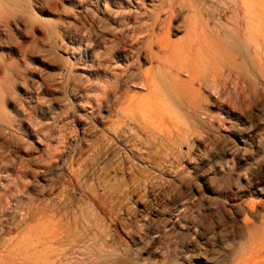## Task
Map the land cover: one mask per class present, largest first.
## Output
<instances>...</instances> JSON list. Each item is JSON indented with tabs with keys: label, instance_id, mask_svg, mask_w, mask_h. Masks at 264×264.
Wrapping results in <instances>:
<instances>
[{
	"label": "bare ground",
	"instance_id": "obj_1",
	"mask_svg": "<svg viewBox=\"0 0 264 264\" xmlns=\"http://www.w3.org/2000/svg\"><path fill=\"white\" fill-rule=\"evenodd\" d=\"M12 1L17 3L19 0ZM112 1L113 0H79L74 3L77 11L74 19L79 26L74 35L78 37V41H92L93 38L98 37L102 33H108L111 36L108 37V42L111 46H114V55L112 54L111 58L116 55L125 63L127 62V65L125 64L124 67L121 66L120 69L113 70L109 67L112 71L108 72L106 70L108 68H105L103 65H108L104 58V63H99L95 71H89L90 74L93 73L95 76L94 79L96 78V81L99 83L88 88L99 91L100 95L93 99L87 98V101H90V103L92 102V107H90V109H94L93 111H95L92 112V116L96 118L95 121L103 124V128L101 129L102 134L98 132L102 136L100 135L101 137L97 138V141H94V136V142L88 151L89 154L87 156L83 154L75 163L73 159L69 161L67 157H63L64 155L62 156L61 153H56V151V154L52 157L55 160L54 164L61 163L62 165L65 164L68 166H66V168H68L67 177L69 181L67 183H70L69 185H72L74 182V185L77 183V185L81 186V184H84L86 186H84L85 189L87 188L86 190H88L93 197L87 195L85 198L88 202H92L91 205L93 209L92 211L90 209V212L86 209L87 212H85L78 206L80 202L76 201L77 205H74L73 201L69 198L61 199L57 198L58 196L55 199L50 198L40 202L28 198L27 208H18L21 209V216L17 223L40 221L43 218H51L56 215L62 219L60 225H63L62 232L55 240V244L60 246L55 255L51 259L33 264H128V251L131 252L130 256L134 257V259H141L143 258L142 251L144 246H150L153 240L158 237H155L156 235H163L170 231L171 228L168 229V226L162 224V227L156 222H153L150 227L146 229H142L143 227H132L133 225L131 226V223L127 225L122 219L121 206L115 204L110 205L107 200L108 196H112V193L108 190V184H110L111 181L117 180L118 177L121 178L125 172V167L123 168L124 171H122V167L120 169L112 168V164H114V161L117 159L116 155L119 146L122 147V150L126 149L128 152L130 151V153H133L137 147V144H130L132 140L130 143L124 141L123 136L125 131L121 124L126 122L137 124L139 116L143 115L149 107L154 106L161 108L164 115H168L171 119L176 120V123L166 132V137H164V139L172 145V148L177 150L178 148L181 150L182 147H184L183 145L189 142L188 139L192 135H209L212 132L222 130V125L219 121V116L222 113L230 117H236L243 123L245 121L247 123L250 122L248 128L243 127L245 132L248 131L246 135L240 138V142H242L243 146L240 145L236 148L229 147L222 150L225 158L230 154L231 163L227 162L228 160L226 161L225 169L222 168V171L220 170L221 174H218L219 178L212 181L213 186L210 192H212L217 199L232 202L233 205L230 203L232 207L225 210V213L227 211L231 213V219L235 220L239 212L244 213L241 231L242 233L243 231H247L252 242L258 241V235L250 232L253 222L250 221L249 216H253L254 211L250 210V205L245 201V198L248 194H259L257 191L262 192L263 188L260 187L264 186V174L255 171V167H258L259 170H264V157H262L264 154V133L256 132V124L253 119L251 120L252 117L255 119V117L258 116L257 118L260 122L262 121L264 123V0H151L153 4L149 10L152 9L150 13L152 22L151 25L142 26L140 29L141 32L138 34V36L141 37L134 39L135 45H140L137 49L134 43L130 48L124 44L119 45V38L122 37L125 32L126 34L130 33L131 36L132 33L134 34L136 32L135 27H130V20L132 19V22H134L133 24H137V20H139L138 9H140V6L137 5L133 13L126 14L122 11V13H117L116 11V13H114ZM132 1L135 2L138 0H126V3L120 0L119 6L122 8V6L126 4L131 7ZM4 3L5 0H0V142L3 137L8 141L0 143V170H9L10 167L7 163L8 147L10 140H12L17 133L18 122L13 116V113L7 110V105L8 103L10 105L15 100L14 91L17 88L22 91L21 97L26 100L25 103L28 104L29 101L32 102L34 95L39 96V92L44 90L42 85L44 80L41 78L40 80H30L28 78L34 73V69L29 67L31 63L30 54L25 51L22 45L23 40L27 37L28 20H25L16 13L7 11ZM70 3H72V1ZM88 3H90V6ZM101 3H104L103 7H101ZM34 12H36V10ZM179 16L180 18L181 16L183 17V23L173 24L172 22ZM29 19L32 18L29 17ZM114 25H117L120 29L115 28ZM111 27H113L115 31H113ZM156 30H158V32ZM15 31L20 33V39H15L13 37ZM155 32H157V34ZM35 34L37 35V33ZM144 34H146L145 37L142 36ZM133 36H135V34ZM171 36L177 37V39L173 41ZM131 42H133L132 39ZM154 47L157 48L156 52L153 50ZM34 55L36 57L34 61L36 63L38 62V64L44 63L49 58L43 46H39L34 52ZM99 57L100 56H98V58ZM134 57L138 60V68L137 66H133L135 61L132 60H134ZM140 59L144 61L148 59L151 66L147 69H143L144 65H140ZM81 61H83V59ZM117 62H119V60L116 61V66ZM146 64L148 63L146 62ZM101 66L105 68L102 69L104 74H106L103 81L100 80ZM65 70H63V72ZM82 71L87 72L86 69H82ZM36 77H38V75ZM84 78H86V76ZM46 82L48 83V81ZM132 87L142 91L125 98L128 105L124 108H120L119 106L122 100L119 95L122 93L126 95L127 92L132 90ZM124 88L125 92H122ZM85 89L86 90L83 92L87 91V87ZM81 91L82 90H80V93ZM88 95H90V93ZM45 104L47 106V103ZM102 111L108 112L109 114L107 113L106 115L109 116L104 117ZM57 112L58 111H56V113ZM28 117L29 116L24 113V119L28 121ZM39 121L41 123L40 119ZM21 124L23 125V120L20 121V125ZM48 129L47 131H49ZM92 130L90 126L88 128L85 127V135L87 134L89 136L91 132H93ZM93 133H95V130ZM135 133L136 132H134V135ZM61 134L60 136H62ZM50 136L51 135H49L48 139H50ZM63 138L62 136V141ZM56 139L58 141V138ZM140 140L141 138L139 141ZM84 142L87 141L84 140ZM87 143L86 145H88ZM118 143H120L119 146ZM222 143H224V141ZM148 144L150 149L151 143L149 142ZM141 145L142 141L139 142V146ZM153 147L152 145L151 150ZM185 148H187V146H185ZM68 150L70 151V148ZM80 151L81 147L79 152L77 151L78 154L76 153L77 156L80 154ZM85 151L84 149V152ZM158 151L159 150H157V152ZM155 152L156 151L152 152V154H155ZM62 153L64 154V152ZM133 155L139 161H144V157L141 153ZM48 157L49 156H47V158ZM147 159L148 158H146V160ZM128 160L130 161V159ZM121 161L123 162V160ZM156 161H150L152 168H156L154 164ZM18 162L15 166L21 171L24 167L19 166L20 163ZM69 162L70 164H67ZM75 165L78 166L77 169H74ZM117 168H119L118 165ZM59 169L62 171V168L59 167ZM148 169L150 168L148 167ZM141 170L142 169H140V173L142 172ZM138 171L137 169V172ZM62 172H60L61 175L64 173ZM148 172L149 171L146 173L148 174ZM46 173H48V171ZM23 174L29 175V170H24ZM57 174L59 173L57 172ZM57 174L55 173V175ZM129 174L128 176L132 175V173L131 175ZM63 175L61 177H63ZM91 175L98 176V180H101V184L100 186L98 184V187L103 189V195H99L98 188H94V185H91L88 181V177L91 179ZM145 175L146 174H144V176ZM152 177L153 176H151V178ZM55 181H57L56 184L59 183L58 179L54 180V182ZM146 183L148 184L149 182L146 181ZM122 184L120 182L121 186ZM132 187H135L134 184ZM121 189L118 187V190ZM123 190H125V188H123ZM134 190L136 191V189ZM74 191L75 189H73V192ZM116 191L113 196H116V194L119 196L124 194L122 191ZM127 193L129 194V192ZM41 194L40 197L42 196ZM184 200L185 199L181 198L178 202L183 204L185 202ZM202 201V203L208 201V196L203 197ZM120 203L122 202L120 201ZM122 205H124V202ZM70 207H72V210H69ZM88 207L89 206H87V208ZM128 209L130 210V207ZM131 211L132 209L130 212ZM218 211L223 212L224 210L221 211L219 209ZM19 213L20 211L18 214ZM135 213L136 212H134V214ZM220 215L222 216L223 214L220 213ZM222 220L224 223L223 217ZM14 221L12 220L11 222L13 223ZM142 221H144V219H142ZM228 221L230 220L228 219ZM134 222L132 221V223ZM175 222H177V220ZM149 223L150 222H148V224ZM227 224L228 223H226V225ZM135 225H137V222ZM227 227H229V224ZM178 228L182 230V224H178ZM10 236L11 235H9V237ZM13 237L16 236L13 235ZM1 243H3V241ZM29 244L30 236L28 233L21 231L13 244H9L10 246L6 247L4 251H1V264H4V261L7 259H12L13 255L16 256L18 252L23 251Z\"/></svg>",
	"mask_w": 264,
	"mask_h": 264
},
{
	"label": "rangeland",
	"instance_id": "obj_2",
	"mask_svg": "<svg viewBox=\"0 0 264 264\" xmlns=\"http://www.w3.org/2000/svg\"><path fill=\"white\" fill-rule=\"evenodd\" d=\"M71 1L72 3H70ZM76 1L79 0H19L17 3L12 0H5L4 3L7 11L16 13L25 20H28L29 23L27 29V37L24 39L25 41L23 40L22 44L25 51L30 54L31 63L29 64V67L31 69H34L33 75H30L28 78L30 80H40V78L44 80V83L42 84L44 90H41L39 92V96L34 95V99L32 100V102L29 101L28 104L25 103L26 100L21 97L22 91L17 88L14 91L15 100L13 101V103H11L10 105L9 103L8 105L6 104L8 107L7 110L13 113V116L17 119V128L19 130L17 129V133L14 135L13 139L10 140L9 147L7 146L9 151L7 156V163L10 168L9 170H0V260L2 254L1 251H4L6 247L13 244L21 231L28 233V235L30 236V244L27 248L23 249V251L18 252L16 256L13 255V260H5L4 264H33L37 262H43L47 259H51L55 255L56 251L60 248V246L55 244L57 236L63 230V225H60L62 219L59 216L57 217L56 215H54L51 218H43L40 221L36 220L17 223L20 220L19 217L21 216V209L18 208L23 207L24 209L25 207L26 209L29 199L40 202L46 201L50 198L55 199L58 196L57 198L61 199L69 198L73 201L74 205H77V202H80L78 203V206L85 212H87V210L88 212H90L89 210L91 209L92 211L93 209L91 205L92 202H88L85 198V196L87 195L93 197V195L89 193L88 190H86L87 188L85 189L86 186L84 184H81L80 186L77 185V183L76 185H74V182L72 183V185H69L70 183H67L69 181L67 177V165H62L61 163H56L57 165L54 164L55 160L52 157L56 153H61L62 156L64 155L63 157H67L69 161L73 159L75 163V161L79 157L83 156V154L84 156H87L89 154L88 151L92 143L94 141H97V138H100L102 136L101 129L103 128V124L95 121L96 118L92 116V112H95L93 111L94 109H90V107H92V102L90 103V101H87V98L93 99L100 95L99 91L88 88L99 83L96 81V78L94 79L95 76L93 75V73L90 74L89 71H95L99 63H104V58L106 64L108 65H103L105 68H108L106 69L108 72L112 71L111 69L114 70L120 69L121 66L124 67L125 64L127 65V62L125 63L116 55L111 58L112 54L114 55V46H111L108 42V37H111L108 33H102L98 37L93 38L92 41H78V37L74 35L76 34L77 27H79L77 21L74 19L77 13L74 5ZM123 1H125L126 3V0ZM113 2L116 4H114ZM119 3L120 0L112 1V4L115 5H112L114 13H133L136 10L135 7L137 5L140 6V9H138L139 20H137V24H133L134 22H132V19L130 20V27L136 28V32L134 33L135 36H133L134 34L132 33V31V36L130 33L126 34L125 32L124 35L119 38L120 41L118 40L119 45L124 44L127 45L128 48L132 47L134 43V46L137 49L140 47V45L136 46L134 39L139 37L138 34L141 32L140 29L142 28V26L151 25L152 20L150 18V13L152 12V9H149L152 7L153 3L151 0H138L135 2L132 1L131 7L125 4L122 6V8L121 6H119ZM88 5L90 6V3H88ZM103 6L104 3H101V7ZM35 10L36 12H34ZM29 17H31L32 19H29ZM172 23L182 24L183 17L181 16L180 18L179 16ZM114 27L120 29L117 25H114ZM111 28L113 31H115L113 27ZM156 31L158 32V30ZM157 32L155 33L157 34ZM35 33H37V35ZM19 34L20 33L18 31H15L13 37L15 39H20L21 35ZM142 36L145 37L146 34ZM131 39L133 40V42H131ZM171 39L175 41L177 37L171 36ZM39 46H43V49L46 50V54L49 57L48 60H46L42 64H38V62L36 63L34 61V58H36L34 52ZM153 50L156 52L157 48L154 47ZM98 56H100L101 58H98ZM82 59L83 61H81ZM117 59L119 60V62H117L116 66V61H118ZM132 61H135L133 66H137L138 68L139 65L137 63V58L134 57V60ZM146 62L148 64H146ZM139 63L141 66H145V68L143 66V69H147L151 66L148 59L147 61L140 59ZM104 67L101 66L100 68L102 69ZM82 69H86L87 72L82 71ZM63 70L65 71L63 72ZM100 73V80L103 81L106 74H104L103 69L100 71ZM37 75L38 77H36ZM85 76L86 78H84ZM48 79L50 80V82ZM46 81H48V83ZM53 81L55 82V84ZM86 87L87 91L83 92L86 90ZM80 90H82L81 93ZM140 91L142 90L132 87V90L126 93V95L128 94L127 96L123 93V95H119L122 100L119 107L124 108L125 106H127L128 102L125 98H127L128 96H133ZM122 92H125V88L122 90ZM89 93L90 95H88ZM45 103H47V106ZM36 107L38 108V110ZM56 111L58 112L56 113ZM24 113L29 116L28 121L24 119ZM107 113L108 112L102 111L104 117L109 116L106 115ZM257 117H255V119L254 117L251 118V120L253 119L256 124V132L264 133V123L262 121L260 122ZM39 119L41 120V123ZM219 119L220 124L222 125V130L212 132L209 135H192L188 139L189 142L183 145L184 147H182L181 150L180 148H178V150L172 148V145L169 144L166 139H164V137H166V132L171 129L174 123H176V120L171 119L168 115H164L161 108H158L157 106L149 107L143 115L139 116L137 124H132L131 122L121 124L125 131V137L123 136L124 141L130 143V141L132 140V143L130 144H137V147L135 148L133 153H130V151L128 152V150L126 149L122 150V147L119 146L120 143H118L119 148L117 146V159H114V164H112L114 167L112 166V168L120 169L122 167V171H124L125 169V172L123 173V176L119 175L122 177H118V181L114 180L111 181L110 184H108V190L112 193V196L116 190L120 192L122 191V193L124 194L119 196L115 193L116 196H108V203L110 205L115 204L121 206L123 216L122 219L127 225L131 223L130 225H133L132 227H143L142 229H146L147 227H150L153 222H156L157 224H159V226L161 225L163 227L164 225L168 226V229L171 228L170 231L163 235H156L155 237H158L153 240L150 246L143 247V258L134 259V257L130 256L131 252L128 251V264H264V186L260 187L263 188L262 192L257 191V193L259 194H251L253 196L248 194V196H246L245 198V201L250 205V210L254 211V215L249 217L250 221L253 222V226L251 227L250 232L257 234V237L259 238L256 242H252L250 240V235L247 231H243V233L241 231L244 213L239 212L236 215L235 220L231 219V213H229V211L225 213V210H228L230 207H232V202L217 199L212 194V192H210L213 186L212 181L219 178L218 174L220 173V170L222 171V168L225 167L226 161H231L229 156L230 154L225 158L222 150L229 147L236 148L240 145L243 146L242 142H240V138L246 135V132L248 131L245 132L244 128H248L250 123H247L246 121L243 123L236 117H230L225 113L220 114ZM22 120L23 125H20V121ZM89 126L93 129V132L95 130V133L91 132V134L88 136L87 134L85 135L84 129L85 127L88 128ZM47 129L49 131H47ZM98 132H100L101 134ZM134 132H136L135 135ZM60 134L64 137L63 141ZM49 135H51L50 139H48ZM56 138H58V141ZM140 138L141 140L139 141ZM84 140L89 143L84 142ZM3 141L8 140L6 138L4 139L3 137L0 143H2ZM141 141L142 145L139 146V142ZM223 141L224 143H222ZM149 142L151 143L150 149L148 147ZM86 143L88 145H86ZM155 143L157 146L155 145ZM152 145L154 147L151 150ZM185 146H187V148H185ZM80 147L81 151L77 156L76 153L78 154ZM69 148L70 151L68 150ZM138 148L140 149V152ZM84 149L86 150V154L84 152ZM157 150L159 151L157 152ZM154 151H156V155L154 153L152 154V152ZM62 152H64V154ZM140 153L144 157V161H139L133 155ZM47 156L49 157L47 158ZM145 156L146 158H148L147 160ZM262 157H264V154L262 155ZM127 158L130 159V161ZM121 160H123V162H126L123 163ZM152 160H157V164L154 163L156 168L151 167L150 161ZM17 162L20 163L19 166L24 167L21 171H19L15 166ZM49 163H51L52 165ZM138 163L140 166L138 165ZM67 164H70V162ZM117 165L119 166V168H117ZM132 165L134 166V168ZM59 167L62 168V171H67H63V173L59 169ZM74 167V169L78 168V166L76 165ZM148 167L150 169H148ZM137 169L139 170L138 172ZM140 169H142L141 173ZM24 170H29V175L23 174ZM47 171L48 173H46ZM147 171H149L148 174L146 173ZM255 171L264 174V170H259L258 167H255ZM57 172L60 175L57 174ZM60 172H62L65 176L62 174L63 177H61L62 175ZM55 173L57 175H55ZM128 174L131 176H128ZM144 174L150 177L146 175L144 176ZM151 176L153 177L151 178ZM90 177L92 179L91 181V179L88 177V181L90 182V184L94 185V188H98L99 195H103V189L101 187H98V184L99 186L101 184V180H98V176L95 175H91ZM130 177L131 179L133 177V179L131 180ZM56 179H58L59 182L57 184V181L54 182V180ZM146 181L149 183L147 184ZM120 182L121 184H124H122L121 186ZM133 184L135 187H137H132ZM46 185L49 189L46 188ZM118 187L119 189H122L118 190ZM123 188H125V190H123ZM73 189H75V193L73 192ZM134 189H136V191ZM127 192H129V194ZM40 194L42 195L41 197ZM206 196H208V201H204V203H202L203 197ZM181 198L185 199V202L183 204L178 202V200ZM120 201L122 203H120ZM123 202L124 205H122ZM87 206L89 207L87 208ZM126 206L127 209L130 207V210L132 209V211L130 212V210L128 209L127 212ZM255 207L259 211H257ZM219 209L221 211H224L219 212ZM69 210H72V207H70ZM19 211L20 213L18 214ZM134 212L136 213L134 214ZM220 213L223 215L221 216ZM132 217L136 219L134 220ZM137 217L139 220L137 219ZM222 217L224 218V223ZM140 218L144 219V221H142V219ZM228 219L230 221H228ZM12 220L15 221L12 223ZM176 220L177 222H175ZM132 221L135 222L132 223ZM136 222L137 225H135ZM148 222L150 223L148 224ZM226 223L229 224V227H227L228 224L226 225ZM178 224H182V230L178 228ZM9 235L11 236L9 237ZM13 235H15L16 237H13ZM2 241L3 243H1Z\"/></svg>",
	"mask_w": 264,
	"mask_h": 264
}]
</instances>
